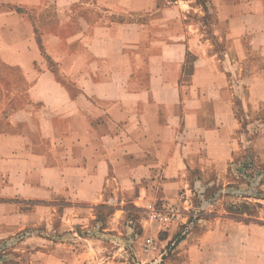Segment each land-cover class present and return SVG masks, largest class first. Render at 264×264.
I'll use <instances>...</instances> for the list:
<instances>
[{
    "label": "crops",
    "instance_id": "crops-1",
    "mask_svg": "<svg viewBox=\"0 0 264 264\" xmlns=\"http://www.w3.org/2000/svg\"><path fill=\"white\" fill-rule=\"evenodd\" d=\"M50 3L0 0L5 235L97 242L89 209L133 211L154 190L178 206L163 243L186 228L176 249L145 259L135 249L138 264H264V208L229 212L246 199L235 196L247 176L234 163L252 154L264 175V131L248 149L232 82L247 80L245 104L264 109V0ZM65 248L59 264H95V251ZM118 254L100 263L126 264Z\"/></svg>",
    "mask_w": 264,
    "mask_h": 264
},
{
    "label": "rangeland",
    "instance_id": "rangeland-1",
    "mask_svg": "<svg viewBox=\"0 0 264 264\" xmlns=\"http://www.w3.org/2000/svg\"><path fill=\"white\" fill-rule=\"evenodd\" d=\"M50 5L59 7L62 6V3L61 0H53V3L47 4V7ZM232 82L235 89V102L238 106L236 112H238L242 118V127L240 129L242 132L241 136L243 140L248 143L247 147L250 149L252 140H254L255 136L264 131V125H262V122L264 123V109L262 111H252L247 107V104H245V96L241 92L242 88L240 86L245 85L247 80L235 76ZM234 164L238 165V169H241V172L244 171L247 176L243 190L241 189L242 191H238L239 195L235 196L246 199L242 200L243 203L239 201L230 207L229 212L237 216L242 214L243 209L254 215L258 208L257 205L264 208V201L255 200L258 198L264 199V191L257 190L259 189L257 185L259 177L257 175L261 176L260 178L262 179L260 181H263L264 175H262L263 173L261 172L257 173V164L252 154H250V157L243 158ZM228 190L230 192H236L225 188H214L211 193H209V196L210 194L214 195V197L219 196V194L220 196H224L225 194H230L227 193ZM138 191L137 193L139 194ZM150 192V196L147 197L149 201H147L144 206H140L141 208L139 209L133 206V211H129L131 210L130 207H112L113 205L109 207V204H102L101 207L96 209H89L88 213L92 215V219H95L91 222V226L94 230L93 235L95 238L99 239L97 242H78L64 238L55 239L48 231H45V229H35L31 231L21 230L19 237L6 236L5 232L0 228V264H59L55 259L56 250H58L62 256H69L70 254L68 250H66L65 244L70 243H77L83 246L84 249L95 251L97 253V259H95L97 262L95 261V264H101L100 262L103 260L112 261L114 255H116L115 257L118 259V251H120V259L122 262H126V264H138L141 262L134 252L135 249L143 251L145 254L144 259L147 257L146 253H159L165 249H176L183 235V231L185 230L184 228L186 227H182L179 231L177 230L168 242L163 243V240L166 235L169 234L167 228L176 223L179 214L178 206L166 205L158 198V192L154 190ZM230 196H233V194ZM247 198H249V200H247ZM139 201L142 202L141 200ZM147 205L150 206L148 207ZM110 208L115 210H112V212L116 214L117 220L114 223L108 224L105 222V216L110 213ZM155 211H161L164 215H168L170 221L168 223H163L155 220L153 218V213ZM85 213L86 210L84 214ZM126 213L136 214L141 221H137L136 218H124L123 220L122 217ZM250 218L257 220L253 216H250ZM113 227L115 228L113 229ZM154 256L156 255L154 254ZM114 262L115 261H113L112 264H117ZM147 263H149V261Z\"/></svg>",
    "mask_w": 264,
    "mask_h": 264
},
{
    "label": "built area",
    "instance_id": "built-area-1",
    "mask_svg": "<svg viewBox=\"0 0 264 264\" xmlns=\"http://www.w3.org/2000/svg\"><path fill=\"white\" fill-rule=\"evenodd\" d=\"M153 218L157 221L163 222V223H168L170 221L168 215H164L163 212L161 211H155L153 213Z\"/></svg>",
    "mask_w": 264,
    "mask_h": 264
}]
</instances>
